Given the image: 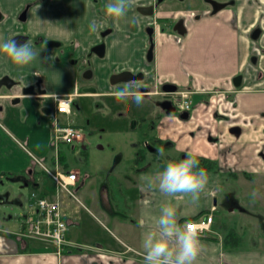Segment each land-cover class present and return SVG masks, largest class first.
I'll return each instance as SVG.
<instances>
[{"label": "crops", "instance_id": "0c3cea01", "mask_svg": "<svg viewBox=\"0 0 264 264\" xmlns=\"http://www.w3.org/2000/svg\"><path fill=\"white\" fill-rule=\"evenodd\" d=\"M31 1L0 0L3 19L0 21V44L24 30L19 15ZM155 1L135 0L126 16L116 20L105 14V6L110 0H101L100 13L94 0H42L29 11L28 24L35 35L64 43L74 42L77 56L90 55V74L85 77L95 79L99 90L78 95L105 97V94L113 95L115 91L131 85L143 96L139 106L130 99L133 119L146 121L156 115L159 120L150 136L154 143L164 144L176 154L193 152L213 160L219 172L208 171L210 180L198 202L193 203L190 196L177 200L161 194L158 188H147L149 180L158 184L156 177L164 170L161 166L172 157L160 162V167L155 169L143 165L147 157L139 150L134 159L136 169L120 176V184L124 183L123 179L126 181L128 192H124L125 195L134 201L128 216L120 217L115 212L107 184L101 185L95 198L87 192L84 200L78 197L80 207L85 210L84 217L80 211L68 208L70 202L76 199L69 197L56 184V192L49 193L43 177H38L40 172L43 171L55 182L35 161L38 157L29 146L40 154L46 151L47 142L53 136V127L49 128L50 137L45 142L43 132L37 126L47 120L52 121L56 107L53 95L73 94L75 103L77 91L73 78L76 66L59 61L55 51L28 36L25 43L38 53L29 65L18 66L0 52V78L9 77L15 83L11 89L6 86L0 88V99L7 103H0V264H143L142 241L148 232L157 230L156 220L161 208L166 205L176 208L181 227L205 214L212 213L214 217L212 232L200 236L202 249L195 264H264V236L255 232L253 239L245 243L238 233L239 228L229 224L233 215L240 214L246 222L253 213L261 214V208H245L239 200L221 193L224 173H229L237 181H264L263 160L257 162L253 173L234 170L233 163L226 161L227 154L234 156V143L245 142L243 139L236 143V137L240 140L246 131L263 136L264 78L259 79L257 75L261 69L264 76V0H231L219 10L194 9L180 15L157 13L152 16L139 11V7L154 5ZM181 15L186 28L184 34L173 29L174 20ZM93 20L100 25L94 33L89 31ZM149 26L154 28L151 61L147 59L152 39L147 32ZM100 44L105 46L103 56L94 51ZM252 55L257 56L254 66L249 65ZM258 62L260 67L255 66ZM123 71L142 73L143 77L111 83V76ZM39 81L46 94L31 95L26 91L27 87ZM165 83L194 92L193 108L188 112L187 119H182L178 112L168 114L161 107V100L155 99L159 95L142 93L156 91ZM14 87L21 91L15 92ZM15 98L26 102L30 118L23 119L17 114L15 105L21 101L13 103ZM72 115L73 109L70 115L61 117L62 122L71 123ZM255 118L261 121L254 122ZM63 145L59 146L58 152L63 170L77 172L63 166L66 162L64 153H61ZM71 148L75 149V146ZM54 153L52 166L55 169L56 151ZM43 158L46 159V156ZM90 179V173L84 179L79 175V182L73 189L80 187L81 192ZM111 193L119 196L115 190ZM33 194L59 199L69 224L66 238L78 243L81 248H69L58 255L45 243L26 239L24 241L28 244L22 249V239L18 237L22 230L21 216L30 211L35 201ZM85 200L94 208H88ZM225 200L232 206L226 214L220 210ZM5 209L12 211L7 218L2 217ZM69 209L70 214L66 212ZM82 220H86L84 225ZM87 221L95 223L88 225ZM231 229L235 230L237 237L229 239L225 245Z\"/></svg>", "mask_w": 264, "mask_h": 264}, {"label": "rangeland", "instance_id": "374dc122", "mask_svg": "<svg viewBox=\"0 0 264 264\" xmlns=\"http://www.w3.org/2000/svg\"><path fill=\"white\" fill-rule=\"evenodd\" d=\"M173 1L177 2V0ZM161 18L160 21L162 22ZM21 24L23 25L24 30L31 34V38L37 41V38L39 37L30 31L31 28L28 24V21ZM260 41L261 38L256 42L259 43ZM66 45L73 47L74 42H66ZM55 54L56 58L62 55L59 53V51ZM72 59L75 58L72 57ZM254 59H257L256 55H252L250 57L249 65L251 64L254 66V63L256 62ZM63 60L64 62L72 63L71 57H63L59 61ZM90 60L91 59L89 56L84 59L83 62L76 65V73L73 78L74 85L76 86L75 92L77 91V94L75 96V103L72 105L73 115L71 123H74L76 126L82 129L85 139L82 142H75L73 144L75 149H72V145L69 144L62 146L63 151H61V153H64L66 160L64 163L65 165L63 166H67L69 169L72 168L77 170L83 179L90 173L91 179L87 185L82 188L81 192H79L80 187L79 189L74 188L75 193L81 200H84L83 197L86 192L88 195H93L95 198V195L99 192L101 185L107 184L109 195L111 194L110 201L115 208V212L120 217L128 216V212L133 210L134 201L131 199V197L128 198V196L125 195V193L128 192L126 181L121 178V181L123 179L124 183L122 184L121 182L120 184V176L124 175L128 171L136 169V163L134 161L136 153H138L139 150H142L147 157V162L145 161L143 165L146 164L148 166H152V168L155 169L160 167V162L166 161L170 157L173 158L178 156L180 153L176 154L174 150H169L164 146V144L154 143L150 136L153 135L154 127L159 123L157 116L153 115L151 118L148 117L146 121H142L138 118L133 119V111L131 109L132 102L130 100L131 98L119 100L114 95L108 96L106 94L105 97H102V95H78V93L85 91L99 90L95 79H88L85 77V72L90 69V65H88L90 64ZM255 66L260 67L259 62L256 63ZM262 71L259 69V74L257 75L259 79L264 78ZM14 91L18 92L21 91V89L14 87ZM155 99L162 100V97L156 96ZM0 103L5 105L7 104L1 99ZM15 107L17 114L20 115L21 118H30L31 114L28 109L29 106L26 104V102L21 101V103L15 105ZM32 120L34 121V117ZM253 121L259 122L261 120L259 118H255ZM51 126L52 121L50 120H47L44 124H38L37 126L38 130L43 132L42 139H45V142L48 141L50 137L49 128L51 129ZM262 132V137L247 131L240 136V140L236 137V143L243 139L245 142H241L239 144L234 143L232 151L234 156H230L229 154L226 156V161L233 163L234 170L241 169L247 173H253L259 160H263L262 162L264 163V128L262 129ZM52 137L53 136H51V139H49L50 142H47L45 149L46 151L43 154L38 153L31 146H29V148L36 157L41 159L43 162L46 161L45 164L54 171V167L52 166V158L55 154V150L52 147ZM146 143L148 144L144 145ZM160 149H163V156L159 155ZM44 155L46 156V159L43 158ZM150 156L155 159L151 158L150 160ZM40 174L41 176L38 177H43L45 184L48 186L49 193L50 191L51 194L55 193V183H53L49 177L43 173V171H41ZM222 178V195L226 197L231 195L235 199L239 200L242 206H245V208L257 210H260L261 208V214L255 215L253 213V216L257 217V219L253 218V216H250L252 218L247 217V221L244 222V220L241 219L240 214H235L229 220V224L239 228L238 233L245 243L253 239L256 234L255 232H257L258 235L261 234L264 236V181L257 179L237 181L229 173H224ZM112 190H115L117 193H119V196H117V194L113 196L111 193ZM27 197H29V195ZM49 198L54 197L50 196ZM84 202L88 208H94L93 204L91 205L89 201L85 200ZM80 205L81 204L78 200H72L68 208H73L74 210L80 211L84 217L85 210H83ZM75 206H79V208L76 209ZM236 207L241 208L240 206ZM231 208L232 206L228 205L225 200V202L222 203L220 210L222 213L226 214L231 210ZM15 209L19 210V208L16 207ZM66 212L70 214L71 210L69 209ZM92 212L94 211L92 210ZM11 213V210L5 209L2 213V217L7 218ZM100 218L102 219V217ZM85 221L86 220H82L83 225ZM86 223L88 225H94L95 222L87 221ZM108 226L109 228H112L111 225ZM77 230L79 233L78 227ZM72 232H74V234L76 233L75 230Z\"/></svg>", "mask_w": 264, "mask_h": 264}, {"label": "clouds", "instance_id": "9594fccd", "mask_svg": "<svg viewBox=\"0 0 264 264\" xmlns=\"http://www.w3.org/2000/svg\"><path fill=\"white\" fill-rule=\"evenodd\" d=\"M134 3L135 0H110L105 6V14L116 20L122 19ZM98 27L100 25L93 20L89 24V31L94 33ZM0 52L18 66L29 65L38 56L27 43L17 44L14 40L0 44ZM113 95L119 100L131 98L137 106L143 102V96L131 85L115 91ZM159 155H164L163 149L159 150ZM197 156V153L189 152L186 158L167 163L156 177L158 184L149 180L147 188H158L161 194L177 200L190 196L193 203L198 202L210 176L208 170L200 166ZM160 211L156 220L157 230L148 232L142 241L143 264H195L202 249L199 225L195 228L187 225L181 227L177 221L176 208L171 205L162 207Z\"/></svg>", "mask_w": 264, "mask_h": 264}, {"label": "built area", "instance_id": "2783aa9c", "mask_svg": "<svg viewBox=\"0 0 264 264\" xmlns=\"http://www.w3.org/2000/svg\"><path fill=\"white\" fill-rule=\"evenodd\" d=\"M149 93H158V91ZM159 93L172 102L178 113L189 112L193 108V91L178 89L172 92L161 91ZM73 96V94L53 95L56 104L52 114V127L54 131L52 144L56 151L54 171L40 159L35 158V161L41 169L51 176L60 190L80 202L73 189L79 182V175L75 171H64L58 158L59 146L61 144L73 145L75 142H82L85 139V135L80 127L71 123H64L61 120V117L71 114L74 102ZM32 197L35 201L32 203L30 211L21 216L22 230L18 233V237L25 240H39L58 255H61L69 248H81V245L71 242L66 238L69 224L59 199L52 200L47 197H37L35 194ZM213 221L214 217L210 213L198 219L187 221L186 225L193 228L199 225V235L202 236L212 232Z\"/></svg>", "mask_w": 264, "mask_h": 264}, {"label": "flooded vegetation", "instance_id": "af4514ba", "mask_svg": "<svg viewBox=\"0 0 264 264\" xmlns=\"http://www.w3.org/2000/svg\"><path fill=\"white\" fill-rule=\"evenodd\" d=\"M39 1H42V0H33V1L29 2V3H27L25 5V7L22 9V11H21V13L19 15V20H20V16L22 15V13L24 11H26L27 12V19H26V21H28L29 11ZM230 1L231 0H187V1L177 0V2H174L173 0H165V1H163V0H156L155 3H154V5L151 4V5H147V6H141V7L154 6V13L153 14H148V15H152V16L156 15L157 13H164V14L171 13V15L172 14H178V15H180L179 13H183V12H186L188 10H194V9H209L211 11L219 10V9L225 7ZM94 3L96 5L97 9H99L98 12L100 13V3H101V0H94ZM97 3H98V5H97ZM141 7H139V8H141ZM183 17L184 16L181 15L180 18H177L176 20H174L175 22H174L173 25L175 26V24L177 22L183 21ZM1 18H2V14L0 12V21H3V19H1ZM26 21H21L20 20L21 23H24ZM148 28H151V26L147 27V30H148ZM153 30H154V28H153ZM18 35H27V36H30V38H31V34L29 32H27V31H25V30H22V32L19 33ZM49 40L54 41L55 45H58L57 43H62V44L65 45V47L55 46V45L52 46V47H55V48H61L62 47L61 49H59V51H60L59 53H61L62 55H60L58 58H60V59H62L63 57L67 58V56H69V54H72V57H74L75 59H72L71 58V61H72V63L75 66L77 64H79V63H81V62L84 61V57L85 56H83V57L77 56L76 53H75V50H74V46L73 47H70V46L66 45V43L61 42V41H59L57 39H49ZM152 40H153V34H152L151 41ZM45 46L52 50L51 47H49L47 45H45ZM148 51H149V49H148ZM147 55H148V53H147ZM90 64H91V62H90ZM89 73L90 72L88 70L87 72H85V75L87 76V74H89ZM178 89H187V90L192 91L191 89H188V88H179L178 87ZM45 90L46 89L42 86V84H41L40 81L38 83H36L34 85H31V86H29V87L26 88V91H28L31 95L38 94V93L39 94H46ZM156 91H158V93H151V94H157L160 97H162V100L160 101V104H161L163 101L166 100L165 96H163L162 94L159 93V92L163 91L162 86L160 87V89H157ZM156 91H145L146 93H143V94L148 95V94H150L149 92H156ZM193 94H194V92H193ZM38 97H42V96H38ZM192 99H193V96H192ZM33 102H34V100H33ZM174 112H177V111L174 110ZM179 114H181V113H179ZM20 239H22V238H20ZM22 240H25V239H22Z\"/></svg>", "mask_w": 264, "mask_h": 264}, {"label": "water", "instance_id": "95a60500", "mask_svg": "<svg viewBox=\"0 0 264 264\" xmlns=\"http://www.w3.org/2000/svg\"><path fill=\"white\" fill-rule=\"evenodd\" d=\"M139 11H141L142 13H145V14H153L154 13V6L141 7V8H139ZM26 19H27V12L24 11L22 13V15L20 16V20L26 21ZM173 29L175 31H177L179 34H184L186 32V28H185L183 21L177 22ZM148 32H149V35L152 37L153 28L152 27L148 28ZM253 36L255 37V35H253ZM11 40H14L15 42H17V44H24L28 40V36L27 35H16ZM153 50H154V42L152 40L151 44H150L149 51H148V55H147V59L149 61H151L153 59ZM94 51L98 55L103 56L105 53L104 44L96 46L94 48ZM142 77H143L142 73H133L131 71H123L120 73L113 74L110 80H111V83L116 84L119 82H129V81H133V80H139ZM14 84L15 83L13 82V80H11L9 77H3L0 79V88L2 86H6L8 89H11L14 86ZM162 89H163V91L171 92V91H176L178 89V86L175 84H171V83H165L162 85ZM20 101H21L20 98H15L13 100V103H18ZM161 107L168 114L173 113L175 110L172 102L168 99L161 103ZM180 117L182 119H187L189 117V113L188 112L181 113ZM236 130L239 131V129H234V131H236Z\"/></svg>", "mask_w": 264, "mask_h": 264}, {"label": "trees", "instance_id": "16d2710c", "mask_svg": "<svg viewBox=\"0 0 264 264\" xmlns=\"http://www.w3.org/2000/svg\"><path fill=\"white\" fill-rule=\"evenodd\" d=\"M97 5H98V3H97ZM37 39H38L37 40L38 43L45 44V45L51 47L52 50L55 51V53H57L59 51V49H61L62 47H65V45L62 44V43H57L58 45H55L54 41L46 39V38H43V37H39ZM54 45L55 46H62V47L61 48L52 47ZM89 56H87V57H89ZM68 57L72 58V54H69V56H67V58ZM87 57L85 56L84 59H86ZM88 65H91V64H88ZM186 156H187V153H180L176 158H171L167 163L182 160V159L186 158ZM197 158L200 160V166L201 167L206 168L208 171L219 172L218 165H217V163L215 161L210 160V159L205 158V157L197 156ZM167 163L163 164L161 167L164 169L165 166L167 165ZM235 237H237V234H236L235 230L231 229V231H229L228 234H227V237H226V240L224 241V244L225 245L228 244L229 239H232V238L234 239ZM26 243H27L26 241L22 240V249L23 250L25 249L24 246H26Z\"/></svg>", "mask_w": 264, "mask_h": 264}]
</instances>
